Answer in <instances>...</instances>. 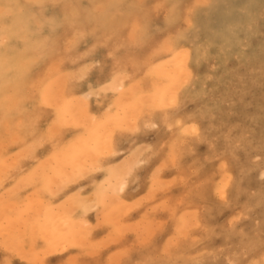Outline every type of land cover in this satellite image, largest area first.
<instances>
[{"label": "bare ground", "instance_id": "1", "mask_svg": "<svg viewBox=\"0 0 264 264\" xmlns=\"http://www.w3.org/2000/svg\"><path fill=\"white\" fill-rule=\"evenodd\" d=\"M222 1L0 0V259L4 264H45L59 250L68 252L65 264L87 262L98 251L117 264L113 248L133 227L127 218L138 214V220L143 219L139 200L149 201L159 191L156 186L167 183L162 177L165 163L153 165L154 152L140 153L143 143L152 139L157 147L170 128L179 139L197 130L196 115L189 108L190 91L180 87L176 102L167 101L165 92L175 89V72L184 73L191 84L196 82L204 52L211 51L218 36L209 33L219 24L212 13V18L201 20L200 12L210 13ZM155 9L164 13L156 21L150 16ZM223 28L224 36L217 38L219 57L227 55L229 27ZM149 56L154 58L152 66H147ZM221 72L226 75L224 67ZM181 122L188 127L178 130ZM200 136L206 139L208 132L201 130ZM179 149L173 151L174 162L186 153ZM120 153H128L129 161ZM137 159L145 162L134 169ZM221 167L222 202L228 205L235 202L240 184ZM191 185L189 218L199 198L204 200L203 185L197 181ZM140 189L139 198L130 201ZM208 205L205 201L206 213L212 209ZM96 211L101 212L100 221ZM195 218L197 224L196 212ZM238 235L241 246L253 252L260 249L254 238ZM149 260L145 252L139 259Z\"/></svg>", "mask_w": 264, "mask_h": 264}, {"label": "rangeland", "instance_id": "2", "mask_svg": "<svg viewBox=\"0 0 264 264\" xmlns=\"http://www.w3.org/2000/svg\"><path fill=\"white\" fill-rule=\"evenodd\" d=\"M221 4L218 8L214 7L210 13L206 10L200 12L201 20H206L208 16L210 18L216 16L219 24L218 29L214 27L209 33H217L218 36L214 39V43L212 42L211 51L204 52L200 61L202 66L200 72L194 74L196 82L193 85L187 82L184 73L175 72L173 82L175 89L165 92L167 101L171 102V100L175 101V93L180 87V90L187 88L186 90L190 91L189 108L196 115L198 122L196 121V124L192 122V124L197 126V130L196 132L189 131L179 139L175 136L176 130L173 131L170 128L168 135L164 136L162 143L160 142L157 147L151 141L152 139L143 143L140 153L154 152L156 162L153 165L165 163L168 171L166 170L162 177L167 183L156 186L159 191L154 193L155 196L149 201L139 200L141 206L139 209H142L145 214L143 219L138 220V214L130 215L127 218L133 227L131 226L130 230H127L124 239L119 243L121 245H116L113 248V253L118 257L117 264H170L169 262L171 264H214L215 262L216 264H260V261L264 260V62L261 61L262 58L264 60V0H223ZM219 11L221 12L217 15ZM237 11L239 12L237 13ZM163 14L155 9L151 11L150 16L152 20L156 21ZM251 17H254V20ZM246 21L250 24L245 23ZM231 23L235 24V28L239 25L238 28H231L229 25ZM220 27H229V34H227L229 38L225 35L227 55L225 54L224 57L218 56L221 42L217 38H221V35L224 36L226 31L224 28L220 30ZM250 28L252 29L249 30ZM227 58L228 60H226ZM147 60V66H152L154 58L149 56ZM223 67L226 75L221 72ZM44 71L46 72V70ZM176 73L177 76H175ZM40 78L45 80L47 77L42 74ZM185 126L188 127L183 122L177 124L178 130L184 129ZM201 130L208 132L206 139L200 136ZM181 148L186 150V153L181 155L178 162H174L175 153L173 151L176 152V149L180 151ZM161 149L164 153L161 152ZM261 153H263L262 156H260ZM119 155L124 156L126 162L129 161L128 153ZM136 161L133 165L134 169L145 162L144 159L142 162L140 159ZM168 163L170 164L168 165ZM222 165L227 168L228 174L230 173L240 184L239 195L235 202L228 205L222 202V192L224 191L221 182L223 178ZM147 180L146 178L142 179L143 185ZM193 181L203 185L204 200L199 198L195 206L197 210L192 209L193 215L189 218L190 207L187 205L190 203L187 204V201L191 195ZM121 191L123 192V190ZM117 194L123 196L121 192ZM140 194H142L141 189L134 192L129 200H135L136 195H138L136 198H139ZM205 201L206 205L209 204L207 207L212 208L207 213L203 210ZM185 210H187L186 216L181 217ZM194 211L198 215L197 224ZM236 214L238 215L236 216ZM101 216V212H95L96 221H100ZM205 218L208 222L207 225ZM124 222L122 219L119 224L123 226ZM225 223L227 224L224 225ZM164 225L165 228H163ZM161 230L164 234L160 233ZM238 233L243 234L244 239L254 238L259 242L261 250L255 249L253 252L247 246H241ZM100 252L95 253V256L87 262L79 260L77 263L112 264V261L109 263L106 260L105 253ZM143 252L149 253V263L139 261ZM132 254L133 256H131ZM67 255V251L59 250L57 255L48 259L45 264H65L64 260L67 259ZM100 255H103V258ZM0 262V264H4L1 259Z\"/></svg>", "mask_w": 264, "mask_h": 264}, {"label": "snow or ice", "instance_id": "3", "mask_svg": "<svg viewBox=\"0 0 264 264\" xmlns=\"http://www.w3.org/2000/svg\"><path fill=\"white\" fill-rule=\"evenodd\" d=\"M260 264H264V260L260 261Z\"/></svg>", "mask_w": 264, "mask_h": 264}]
</instances>
